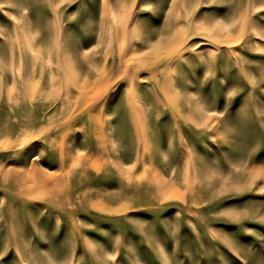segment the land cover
<instances>
[{"label":"rangeland","instance_id":"1","mask_svg":"<svg viewBox=\"0 0 264 264\" xmlns=\"http://www.w3.org/2000/svg\"><path fill=\"white\" fill-rule=\"evenodd\" d=\"M0 264H264V0H0Z\"/></svg>","mask_w":264,"mask_h":264},{"label":"bare ground","instance_id":"2","mask_svg":"<svg viewBox=\"0 0 264 264\" xmlns=\"http://www.w3.org/2000/svg\"><path fill=\"white\" fill-rule=\"evenodd\" d=\"M107 37V36H106ZM175 38V37H174ZM91 42V41H90ZM93 42V41H92ZM168 43V42H167ZM84 45V44H83ZM152 52V51H151ZM169 55V54H168ZM150 62V61H149ZM107 67V66H106ZM142 159V158H141ZM143 163V162H142ZM142 166V165H141Z\"/></svg>","mask_w":264,"mask_h":264}]
</instances>
